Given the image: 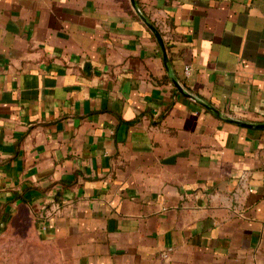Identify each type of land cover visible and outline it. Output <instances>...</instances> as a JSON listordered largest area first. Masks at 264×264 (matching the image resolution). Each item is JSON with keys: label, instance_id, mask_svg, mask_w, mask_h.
Returning <instances> with one entry per match:
<instances>
[{"label": "crops", "instance_id": "1", "mask_svg": "<svg viewBox=\"0 0 264 264\" xmlns=\"http://www.w3.org/2000/svg\"><path fill=\"white\" fill-rule=\"evenodd\" d=\"M243 123L264 0H0V231L31 216L74 264H264Z\"/></svg>", "mask_w": 264, "mask_h": 264}, {"label": "rangeland", "instance_id": "2", "mask_svg": "<svg viewBox=\"0 0 264 264\" xmlns=\"http://www.w3.org/2000/svg\"><path fill=\"white\" fill-rule=\"evenodd\" d=\"M0 264H74L62 247L43 235L31 216L20 213L0 231Z\"/></svg>", "mask_w": 264, "mask_h": 264}, {"label": "water", "instance_id": "3", "mask_svg": "<svg viewBox=\"0 0 264 264\" xmlns=\"http://www.w3.org/2000/svg\"><path fill=\"white\" fill-rule=\"evenodd\" d=\"M132 1L134 2V0H132ZM147 24L150 27V29L153 31V33L156 35L159 43L161 44V46L164 49V42H163V39H162V36H161L159 30L152 23L147 22ZM243 124L246 126H256V127L264 128V123L263 124H257V125L247 124V123H243Z\"/></svg>", "mask_w": 264, "mask_h": 264}, {"label": "built area", "instance_id": "4", "mask_svg": "<svg viewBox=\"0 0 264 264\" xmlns=\"http://www.w3.org/2000/svg\"><path fill=\"white\" fill-rule=\"evenodd\" d=\"M190 71V67H187L186 68V72L188 73Z\"/></svg>", "mask_w": 264, "mask_h": 264}]
</instances>
